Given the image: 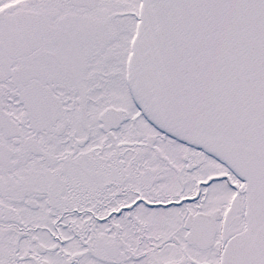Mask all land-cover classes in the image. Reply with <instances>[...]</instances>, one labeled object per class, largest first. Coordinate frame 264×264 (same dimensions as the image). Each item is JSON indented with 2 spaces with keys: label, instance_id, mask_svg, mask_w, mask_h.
Returning <instances> with one entry per match:
<instances>
[{
  "label": "snow or ice",
  "instance_id": "1",
  "mask_svg": "<svg viewBox=\"0 0 264 264\" xmlns=\"http://www.w3.org/2000/svg\"><path fill=\"white\" fill-rule=\"evenodd\" d=\"M0 264H264V0H0Z\"/></svg>",
  "mask_w": 264,
  "mask_h": 264
}]
</instances>
